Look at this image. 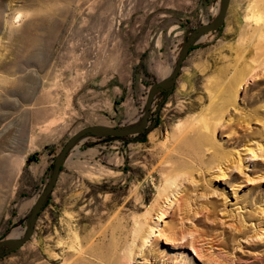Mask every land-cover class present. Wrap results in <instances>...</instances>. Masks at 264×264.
I'll list each match as a JSON object with an SVG mask.
<instances>
[{
    "label": "rangeland",
    "instance_id": "obj_1",
    "mask_svg": "<svg viewBox=\"0 0 264 264\" xmlns=\"http://www.w3.org/2000/svg\"><path fill=\"white\" fill-rule=\"evenodd\" d=\"M136 1L0 0V242L26 235L78 131L141 124L160 80L129 77ZM223 1L188 20L171 74L185 39ZM263 60L264 0H231L224 25L192 45L175 88L157 92L143 133L76 143L33 237L3 248L0 264H78L105 252L115 231L137 229L145 235L129 239L122 264H264ZM108 68L126 78L105 79Z\"/></svg>",
    "mask_w": 264,
    "mask_h": 264
},
{
    "label": "crops",
    "instance_id": "obj_2",
    "mask_svg": "<svg viewBox=\"0 0 264 264\" xmlns=\"http://www.w3.org/2000/svg\"><path fill=\"white\" fill-rule=\"evenodd\" d=\"M210 0H137L129 10V21L134 26L137 44L130 55L139 57L130 62L129 77L133 80L148 79L149 73L160 81L167 79L171 72V56L185 38L186 23L193 15L204 13ZM187 32V31H186ZM115 73V74H113ZM124 70L108 68L105 79H125ZM48 165V163H47Z\"/></svg>",
    "mask_w": 264,
    "mask_h": 264
},
{
    "label": "water",
    "instance_id": "obj_3",
    "mask_svg": "<svg viewBox=\"0 0 264 264\" xmlns=\"http://www.w3.org/2000/svg\"><path fill=\"white\" fill-rule=\"evenodd\" d=\"M230 3H231V0H224L221 13L217 19L213 20L212 22L206 25L198 27L191 32L189 37L185 39L184 41V44L181 48V51H180V54L176 62V66L174 68L173 73L167 79L159 81L151 85L149 92H148V96H147L146 109L143 114V119L138 128L120 129V128H110V127H104V126H90V127L81 129L73 137L69 139V141L66 143L64 148L61 150V152L57 155L55 159V167H54L53 174L32 209L28 232L22 239L14 240V239L8 238V239L2 240L0 242V251L5 247H9V250L11 251H16L20 249L24 244H26L33 237L35 233V228H36L39 213L43 205L45 204V202L48 200L49 196L53 193L60 179L61 173L63 171V166L68 157V154L70 153L71 149L76 145L78 141H80L87 135H94V136H100V137L102 136L128 137L132 135L141 134L147 129L149 125V118L152 112V107L154 104V99H155L157 92L172 91L175 88L177 79L182 70L185 59L190 53L192 45L194 44L196 39L199 38L200 36L205 35L209 32L215 31L224 25L227 12L230 7Z\"/></svg>",
    "mask_w": 264,
    "mask_h": 264
},
{
    "label": "bare ground",
    "instance_id": "obj_4",
    "mask_svg": "<svg viewBox=\"0 0 264 264\" xmlns=\"http://www.w3.org/2000/svg\"><path fill=\"white\" fill-rule=\"evenodd\" d=\"M263 63H264V60H263L262 64ZM262 66H264V65H262ZM244 71H247V72H244ZM249 73H250L249 69L244 68V69H242V72L240 73V75L241 76H243V75L247 76ZM258 73H259V71H258ZM228 78L229 77L225 76L226 81L228 80ZM227 83H228V81H227ZM228 86L229 85L226 84V82H225L224 88H226ZM118 230H120V229H118ZM140 231H141V229H137L134 234H132V232L122 233V231H115L114 234L112 235V239L106 245L107 250L105 252L101 251V250L97 251L95 249H92V253L88 252L86 257H80V258H77L76 260H77L78 264H120V263L122 264L126 260V257L124 255H122V251L125 249V246H127L129 239H133L134 242H136L138 240L140 241L141 239H143L145 234L140 233ZM144 243H145V241H144Z\"/></svg>",
    "mask_w": 264,
    "mask_h": 264
},
{
    "label": "trees",
    "instance_id": "obj_5",
    "mask_svg": "<svg viewBox=\"0 0 264 264\" xmlns=\"http://www.w3.org/2000/svg\"><path fill=\"white\" fill-rule=\"evenodd\" d=\"M110 137H112V136H108V138H110ZM30 160H33L32 158H30Z\"/></svg>",
    "mask_w": 264,
    "mask_h": 264
}]
</instances>
